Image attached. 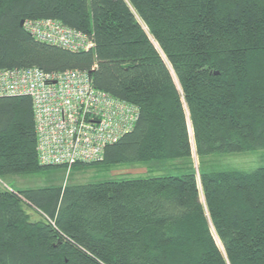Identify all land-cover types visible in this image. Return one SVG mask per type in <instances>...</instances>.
<instances>
[{
    "label": "trees",
    "instance_id": "obj_1",
    "mask_svg": "<svg viewBox=\"0 0 264 264\" xmlns=\"http://www.w3.org/2000/svg\"><path fill=\"white\" fill-rule=\"evenodd\" d=\"M56 19L93 47L34 39ZM87 71L132 129L75 169L264 149V0H0V68ZM41 165L29 96L0 97V178ZM200 183V184H199ZM0 190V264H264V167Z\"/></svg>",
    "mask_w": 264,
    "mask_h": 264
},
{
    "label": "built area",
    "instance_id": "obj_2",
    "mask_svg": "<svg viewBox=\"0 0 264 264\" xmlns=\"http://www.w3.org/2000/svg\"><path fill=\"white\" fill-rule=\"evenodd\" d=\"M31 36L71 51H87L93 41L56 19L23 21ZM29 96L36 153L41 165L99 162L104 150L130 131L137 108L93 86L78 69L44 72L37 67L0 68V97Z\"/></svg>",
    "mask_w": 264,
    "mask_h": 264
},
{
    "label": "rangeland",
    "instance_id": "obj_3",
    "mask_svg": "<svg viewBox=\"0 0 264 264\" xmlns=\"http://www.w3.org/2000/svg\"><path fill=\"white\" fill-rule=\"evenodd\" d=\"M264 167V149L238 153L214 154L199 159L195 152L189 160H149L138 163L104 166L97 164L83 169H50L33 175L5 176L0 178V190L17 193L31 187H42L67 177L77 183H92L107 179H129L160 175H181L192 170L197 181L202 172L241 171L249 172ZM200 184V183H199Z\"/></svg>",
    "mask_w": 264,
    "mask_h": 264
},
{
    "label": "water",
    "instance_id": "obj_4",
    "mask_svg": "<svg viewBox=\"0 0 264 264\" xmlns=\"http://www.w3.org/2000/svg\"><path fill=\"white\" fill-rule=\"evenodd\" d=\"M20 25H21V26L23 25V21H20Z\"/></svg>",
    "mask_w": 264,
    "mask_h": 264
}]
</instances>
